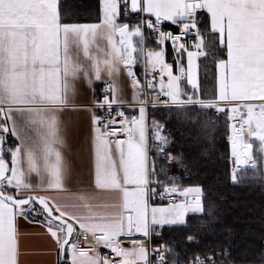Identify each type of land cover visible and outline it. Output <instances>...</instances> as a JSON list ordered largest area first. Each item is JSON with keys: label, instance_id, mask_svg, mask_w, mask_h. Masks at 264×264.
Returning a JSON list of instances; mask_svg holds the SVG:
<instances>
[{"label": "snow or ice", "instance_id": "snow-or-ice-1", "mask_svg": "<svg viewBox=\"0 0 264 264\" xmlns=\"http://www.w3.org/2000/svg\"><path fill=\"white\" fill-rule=\"evenodd\" d=\"M101 8L97 22L80 23L61 0H0V264H21L20 219L44 228L57 264H232L230 247L196 252L185 261L167 244L149 252L155 229L186 226V214L203 213L204 207L200 186L161 181L165 170L163 165L158 169L157 157L150 155L146 108L150 102L198 103L230 114L232 155L237 164L260 170L264 0H101ZM130 13L137 19H130ZM141 13L154 20L140 17ZM163 21L179 24L180 34L161 31ZM201 24L206 26L202 29ZM145 26L158 32V47L172 40L179 74L159 47L146 53L141 83L133 65L135 54L144 51ZM206 32L218 34L219 44L226 48V59L216 61L218 93L211 99L196 95V58L208 55L200 51L208 44ZM189 34L196 37L191 45L177 44ZM182 52L187 53V69ZM122 69L131 78V102L120 98ZM103 73L108 94L92 102L91 162L84 181L77 179L74 164L65 155L68 141L62 116L73 104L76 82L91 85L102 80ZM185 74L193 93L181 89ZM125 103L133 110L138 106L139 115H125ZM97 109H105V115H97ZM154 125V139L160 142L156 151L163 156L167 138L161 134L162 126ZM168 159L177 158L168 154ZM231 179L237 181L235 170ZM106 193L115 196L109 199ZM165 193L170 198L176 193L185 198L194 194V199L150 203L153 196ZM136 234L144 239H135ZM187 241L198 243L194 236ZM100 246L109 251L101 253Z\"/></svg>", "mask_w": 264, "mask_h": 264}, {"label": "trees", "instance_id": "trees-1", "mask_svg": "<svg viewBox=\"0 0 264 264\" xmlns=\"http://www.w3.org/2000/svg\"><path fill=\"white\" fill-rule=\"evenodd\" d=\"M61 3L71 6L70 14L75 22L97 21L100 16L101 0H61ZM164 26L173 27L168 23ZM205 26L200 25L202 29ZM147 36L148 45H156L150 33ZM205 36L213 46L215 35L206 32ZM206 52L208 55L200 58L197 94L211 99L216 94V61L224 58L225 52L215 47ZM149 116L162 126L161 134L167 138V143L162 145L164 155L155 153L158 169L163 165L165 170L161 181L181 187L200 186L204 207L203 213L189 214L186 226L160 228L161 236L156 241L180 253L182 261L196 252L230 247L232 264H264V162L257 171L251 166L235 165L228 114L185 104L173 108L151 107ZM168 154L177 159L169 161ZM233 170L237 175L235 182L231 179ZM188 236L196 237L198 243H189Z\"/></svg>", "mask_w": 264, "mask_h": 264}, {"label": "crops", "instance_id": "crops-1", "mask_svg": "<svg viewBox=\"0 0 264 264\" xmlns=\"http://www.w3.org/2000/svg\"><path fill=\"white\" fill-rule=\"evenodd\" d=\"M135 14V13H131ZM144 14V13H143ZM151 17H154L151 14H145ZM102 16V8H100V16ZM130 18V16H129ZM131 19V18H130ZM97 21L92 22H80V23H94ZM164 23L172 24L175 23L170 21H163ZM210 27V24L208 25ZM217 44L215 43V47L223 48L225 52V59H226V48L218 42V34L215 35ZM137 39V38H135ZM206 40L207 36H206ZM156 42V41H155ZM139 46V45H138ZM150 47V46H149ZM159 47H163L166 51L165 55H169V44L166 41L164 45ZM158 44L151 46L150 50H159ZM211 43L208 41L206 48L200 49V51H207L210 49ZM190 50L197 51V49L192 48ZM139 53L135 54L136 56ZM200 58L201 56L196 58V67L195 73L197 77V81L200 84L199 80V67H200ZM166 61L168 58H165ZM185 69H187V53L185 54V60L183 63ZM217 86H216V94L218 93V76H219V69L217 67ZM103 79L100 81H94L93 84L89 85L87 82L78 80L76 82V92L73 97V104L69 106L68 109L65 110L62 116V120L64 122V126L67 131V150H65V155L69 158L75 168L76 177L79 180L87 181L88 174H89V166L91 162V150L89 145V130H90V118L92 113V102L94 99H100V88L107 82V74L103 73ZM182 82L180 84L181 89L184 92V87L186 86V93H193V88L191 85L188 84L187 75L181 76ZM119 80L121 82L122 93L120 98L124 101L131 102L132 98V87L131 84L125 74V70L122 69ZM159 81V77H158ZM159 89V86H158ZM199 90V89H198ZM93 91H95V97L93 96ZM198 92V91H197ZM196 95L200 97L199 94ZM184 99V97L182 96ZM187 99V96L185 100ZM203 99V98H202ZM128 105L126 113L128 116H138V106L136 110H133L130 107L129 103H125ZM186 104H197V103H186ZM198 105V104H197ZM84 106V107H82ZM208 108V107H207ZM149 109H146V125H147V135L149 137V146H150V155L154 156L155 151L153 150L155 146L159 145V141L154 139V133L156 131V127L154 122L158 125L159 123L151 119L149 116ZM96 114H101V109L96 110ZM231 125V124H230ZM161 131V129H160ZM12 141V140H11ZM10 141V142H11ZM253 143H256L253 141ZM235 161V160H234ZM242 164V163H241ZM155 187V185H153ZM106 197L111 199L115 196V193H106ZM190 196L194 197V194H190ZM154 196L151 198V202L154 201ZM150 202V203H151ZM193 212H188L186 214V219L188 218L189 214ZM199 213V212H196ZM164 226H174V225H164ZM163 226V227H164ZM157 229H160L159 227ZM19 232H20V246H21V257L20 262L21 264H57V253L53 247L52 240L45 234L44 228L37 226L30 221H25L20 219L19 221Z\"/></svg>", "mask_w": 264, "mask_h": 264}, {"label": "built area", "instance_id": "built-area-1", "mask_svg": "<svg viewBox=\"0 0 264 264\" xmlns=\"http://www.w3.org/2000/svg\"><path fill=\"white\" fill-rule=\"evenodd\" d=\"M129 16L133 20L137 19L136 14H131L130 13ZM140 17H142L144 19H153L154 20V17L145 15L143 13L140 14ZM160 30L161 31H165V32H169L170 31V32H172L174 34H180V25L175 23L173 25V27L169 26V27L166 28L164 26V23L162 22L161 26H160ZM144 32H145V37H146L145 44L143 46L144 51L143 52H139V54L136 56V63L133 65V71L137 74V76L140 77L141 83H143V81H144V73H145V66H146V60H147L146 53L148 51H150V47H149V45L147 43V37H148L147 35H148V33H150L151 38H153V40L156 41V42H157V36H158V32H152L151 30H149L147 28V26H145ZM195 40H196V37L194 35L189 34V35L183 36L181 38V40L177 42V44L178 43H187V44L191 45L193 43V41H195ZM167 42L169 44V55L168 56L165 55V58H168L167 59L168 63H172L174 65V72L176 74H179V65H176L174 63L175 58H177V52L173 49L172 40L168 39ZM192 48H194V47H192ZM165 53H166V51H165ZM185 54H186V52H182L180 54V58L182 59L183 63H184V60H185ZM125 74L127 76L126 70H125ZM156 75H157V91H158V86H159V81H158L159 73H158V71H157ZM127 78H128V80H129V82L131 84V78L128 77V76H127ZM181 82H182V78L180 80V84H181ZM105 88H106V83L104 85H102V87L100 88V99L103 98V95L108 94L107 92H105ZM153 95H155V93H153ZM160 99L163 100V99H165V97L161 96ZM173 105H179V104H172L171 102H169L168 104L150 102L147 105V108L157 107V106H173ZM198 105H200V104H198ZM127 107H128L127 104L123 105V110L125 111V115L128 116V114L126 113ZM208 108H210L213 112L218 113V111L216 110L215 107H208ZM117 110H118L117 107L114 105L113 109H112V116H114V117L116 116ZM105 113H106V110L105 109H101L100 116H104ZM229 115L230 114H228V119H229ZM117 119H119V117H117ZM229 122H230V124L233 123V121L231 119H229ZM8 140L9 141L12 140V137L10 135L8 137ZM247 166H251V165H247ZM160 192H163V188L160 189ZM154 197H155L154 201L151 202V203H155V204H165L166 205V204H169L170 202H173L174 200L178 201L180 199H187L189 202L192 201V196L189 195V197L185 198V197L180 196L178 193L173 194V196L171 198L169 197V195L167 193H165L163 196L156 195ZM156 233H160V235H157ZM160 236H161L160 229H155V231H154V233H153V235L151 237V242L148 243L149 252H151L152 248L163 244V243H160V242L156 241V240L160 239ZM135 239L141 240V239H144V238L140 234H136ZM122 240L125 243V245H130V243H131L130 240H128V239H126L124 237H122ZM99 250H100L101 253H105V252L109 251L108 249H106L103 246H100ZM150 258L153 260V262L155 261V257L154 256H152Z\"/></svg>", "mask_w": 264, "mask_h": 264}, {"label": "rangeland", "instance_id": "rangeland-1", "mask_svg": "<svg viewBox=\"0 0 264 264\" xmlns=\"http://www.w3.org/2000/svg\"><path fill=\"white\" fill-rule=\"evenodd\" d=\"M134 39H135V38H134ZM215 43L217 44L216 39H215L214 41H212V45H213V47H215ZM215 48H218V45H217V47H215ZM218 49H220V48H218ZM177 106H178V107H183L184 105L157 106V107L173 108V107H177ZM228 121H229V119H228ZM229 123H230V122H229ZM231 148H232V145H231ZM154 151H155V153H157V151H156V146L154 147ZM155 153H154V156H156ZM233 158H234V160H235V165H236V166L239 165V164H237V162H236L237 158L234 157V156H233ZM240 159L243 160V156H241ZM248 167H249V166H248ZM189 212H191V211H189ZM164 244H166V243H163L162 245H164Z\"/></svg>", "mask_w": 264, "mask_h": 264}, {"label": "water", "instance_id": "water-1", "mask_svg": "<svg viewBox=\"0 0 264 264\" xmlns=\"http://www.w3.org/2000/svg\"><path fill=\"white\" fill-rule=\"evenodd\" d=\"M243 166H246V165L243 164ZM193 199H194V197H192V200H193ZM201 199H202V198H201Z\"/></svg>", "mask_w": 264, "mask_h": 264}]
</instances>
